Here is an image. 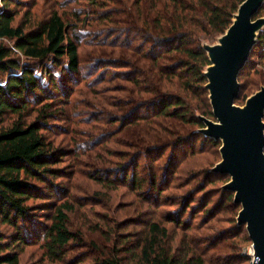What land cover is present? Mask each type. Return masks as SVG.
Instances as JSON below:
<instances>
[{"label":"trees","instance_id":"trees-1","mask_svg":"<svg viewBox=\"0 0 264 264\" xmlns=\"http://www.w3.org/2000/svg\"><path fill=\"white\" fill-rule=\"evenodd\" d=\"M85 1L86 5L72 13L67 14L69 9L63 5L64 14L57 9L51 10L44 19L32 23L34 29L27 31L28 21H16L21 0H0V264H21L25 248L37 243H40L39 248L48 263L86 262L66 261L72 244L78 243L82 234L74 230L72 216L83 205L74 202L69 194L61 197L63 200L68 196L60 204L50 206L53 213L48 215L49 223L44 230L36 232L31 224L25 225L30 219L31 223L35 222V209L29 204L30 200L50 197L55 188L61 191L59 194L68 193V187H60L54 181L58 178L70 181L73 175L67 167L64 171L55 167L63 161L64 151L55 147L47 131L51 130V120L69 119L68 106L73 105L71 95L74 91L63 90L58 80H67L71 85L77 82V76L82 75V45L94 47L92 63L88 65L87 76H83V80H89L95 75L87 81L88 85L99 79L102 82L123 80L128 84L121 88L107 87L110 94H122L121 98L105 95L98 100L99 92L93 91L96 99L90 108L97 110V100L114 108L102 114L91 112V117L97 122L105 120L109 125L120 126L115 134L124 132V145L128 148L127 153L120 156L106 151L116 160L108 158L100 161L101 165L97 164L99 167L114 166L110 172L107 171L112 166L100 167L98 175L93 176L99 183L111 187L116 182H123L138 192L149 187L160 195L163 189L159 170L152 166L155 173L150 171L148 178L142 176L138 171L142 158L150 157L154 164L155 154L162 156L164 152L171 151L169 162L174 169L181 148L186 147L188 154H194L199 141L200 145L221 147L220 141L201 131L205 123L199 113L215 119L206 88L205 70L210 60L203 41L223 35L244 0ZM263 9L264 6L256 17ZM88 26L93 29H88ZM95 27L101 29L95 31ZM7 41L14 45L9 46ZM255 52L264 57V30L239 79L253 65ZM56 68H61L62 79H59L60 75L56 78ZM97 69L100 72L96 74ZM241 85L242 92L245 85L242 82ZM30 111L36 114L32 120H28L32 115ZM113 136L99 138L96 142L106 144ZM91 138L93 142L96 139ZM76 149L84 153L83 150L93 148L84 142L78 143ZM114 173L120 175L112 178ZM205 174L207 180L212 176H228L211 169ZM41 183L50 189L48 194L44 193ZM201 186L198 192L204 190L205 185ZM189 200L190 204L195 202V194H191ZM223 200L232 209L237 206L234 193L229 190H224ZM200 203L202 208L207 205H203V201ZM184 209L186 212L187 207ZM205 211L211 214V210ZM172 222L177 223L178 219L173 218ZM231 222L235 226L233 236L238 238L241 231L236 218ZM4 226L10 231L1 230ZM186 226V229L191 227L189 224ZM105 227L103 225L97 230L102 234L110 231L112 236L120 224L107 227V233L104 232ZM143 229L144 235L136 245L140 250L138 256H135V247L127 246L132 234L115 241L106 237L114 243V248L102 250L105 255H100L91 264H208L203 250L189 245L179 251L178 247L169 245L166 226L150 222ZM126 256H132L135 261H126Z\"/></svg>","mask_w":264,"mask_h":264},{"label":"rangeland","instance_id":"rangeland-1","mask_svg":"<svg viewBox=\"0 0 264 264\" xmlns=\"http://www.w3.org/2000/svg\"><path fill=\"white\" fill-rule=\"evenodd\" d=\"M86 3L85 0H21L19 16L16 21L18 23H26L28 21L26 30L29 31L34 29L32 23L44 19L53 9H57L61 14H64L65 11L61 7L63 5L64 8L69 9L66 11L68 14L86 5ZM29 10L31 13L26 14L25 12ZM259 17L264 18V9ZM30 20L31 23L29 24ZM95 26H97V23ZM87 28L93 29L91 26ZM100 29L101 27L94 28L95 31ZM220 37L217 36L213 40H204L203 45L217 44ZM7 44L9 46L14 45L13 42L9 41H7ZM93 49V46L82 45L80 49L83 67L81 70L82 75L77 76L75 84L69 85L67 80H58L61 87H63L62 89L66 92H70L73 89L74 92L71 95L73 105L68 106L67 117L69 119L51 120L49 123L51 130L47 131V135L54 140L55 147L62 152L64 151L63 161L55 167L62 171L67 167L68 172L73 175L70 181L66 180V178H58L54 181L60 187H68V193L59 194L61 191H57L55 188L53 195L50 197L30 200L29 204L34 205L35 209V222L31 223L30 219L25 225L31 224L36 232L44 230L47 223H49L47 220L48 215L53 213L50 206L53 203L60 204L68 198V196H65L61 200V197L69 194V197L74 202L83 205L72 216L74 230H78L82 234L78 243L72 244L69 252L70 256L66 258V261H86L84 264H91L100 255H105L102 250L110 251L114 248V243L109 242L106 237L115 241L130 234H132L129 238L131 242L127 246L135 247V256H138L140 250L136 245L139 244L138 240L144 235L143 227L147 223L158 222L169 230V245L174 248L178 247L179 251H183L189 245L193 249L203 250L209 260L208 264H252L255 253L253 243L249 240L246 226H239L241 232L238 238H235L232 233L235 230V226L231 219L235 217L237 221L241 206H235L232 209L229 207L230 204L224 203L223 200L224 186L230 180V177L212 176L208 180L204 177L206 175L205 172L212 169L221 160L220 147L211 144L200 145L201 141H199L194 154H188L189 150L186 147L181 148L178 151V163L174 169H172V165L169 162L172 157L171 151L164 152L162 156L159 153L155 154L156 160L154 164L152 158H142L138 169L142 176L148 178L151 176L150 171L155 173V170L151 168L152 166H156V170H159L161 188L163 191L165 189L160 195L149 187L145 191L138 192V190H132L131 187L123 182H116L115 186L108 187L93 178V176L98 175L100 167L112 166L110 164L99 167L97 164L106 161L108 158L113 159V161L116 160L115 157L107 155L106 151L114 152L117 156L122 153L126 154L128 151V148L124 145V132L115 134L120 129V126L118 127L117 124L109 125L105 123V120L97 122L91 117V112L102 114L113 111V106L98 102L101 97L110 95L115 98H121L123 96L118 92L110 94L111 92H108L107 87L121 88L128 85L123 80L114 82L106 80L102 82L100 79L94 82L93 85H88L87 81H91L95 75L89 80H83V76H87L88 65L92 63L90 59H92ZM252 59L253 65L246 69L244 75L239 79L240 83L242 82L245 85L240 98L236 102L239 106H243L248 97L264 87V57L261 53L255 52ZM60 69L56 68L55 70L57 72L56 78L60 75L59 79H62L63 73H61ZM99 72L100 70L97 69L95 73ZM93 91L99 92V95L96 96L98 97L96 101L98 106L95 107L97 110L89 107V105L92 106L95 103L94 99L96 98ZM82 109L83 111L86 110L87 113L83 112ZM114 112H116V109H114ZM30 113L32 115L29 116L28 120H32L36 115L32 111ZM108 116H105V118ZM199 116H202V114L199 113ZM111 135L115 136L106 144L96 142L99 138ZM92 136L96 138L94 142L97 144L94 146ZM117 139H120L118 143L116 142ZM76 141L79 144L85 142L88 145L90 143L93 149L83 150L85 151L84 153H79L81 150L76 149L78 144L75 143ZM76 154L80 157L77 158ZM158 162L160 163L157 166ZM113 167L107 172L112 171ZM107 172L104 171L105 174H109ZM112 175V178H117L120 173ZM210 179L213 182H209ZM201 185H205V188L202 192H198L197 189L202 187ZM40 186L44 193L48 194L50 189L44 183H41ZM191 194H195V202L190 204L189 201L191 199L189 200V198ZM201 201H203V205L207 204L203 207L204 209L200 206ZM188 203L189 207L187 206ZM186 207L185 212L184 208ZM205 209L211 210V214L210 212L207 213ZM194 210L196 211L194 212ZM173 218L178 219V222H172ZM114 223H119L120 228L116 232L113 231L111 236L112 232L107 227H113ZM186 224L191 227L186 229ZM103 225L107 226L105 227L106 230H104L106 233L109 231L107 234H102V231L97 230ZM1 230L4 232L10 231L6 226L1 227ZM225 232L228 234L224 236ZM39 245L40 243L32 244L25 248L21 264H58L48 263ZM122 255L125 256L124 254ZM126 261L135 260H133L132 256H126Z\"/></svg>","mask_w":264,"mask_h":264},{"label":"water","instance_id":"water-1","mask_svg":"<svg viewBox=\"0 0 264 264\" xmlns=\"http://www.w3.org/2000/svg\"><path fill=\"white\" fill-rule=\"evenodd\" d=\"M263 6L264 0H244L218 43L203 45L210 60L206 88L215 119L201 116V131L221 142V160L211 171L230 177L224 189L241 206L237 223L246 226L253 243L252 264H264V87L243 106L236 100L242 88L239 76L264 30V18L256 17Z\"/></svg>","mask_w":264,"mask_h":264}]
</instances>
